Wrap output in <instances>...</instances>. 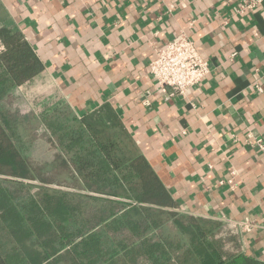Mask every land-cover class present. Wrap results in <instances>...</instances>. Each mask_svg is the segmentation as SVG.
<instances>
[{
	"label": "crops",
	"instance_id": "obj_1",
	"mask_svg": "<svg viewBox=\"0 0 264 264\" xmlns=\"http://www.w3.org/2000/svg\"><path fill=\"white\" fill-rule=\"evenodd\" d=\"M244 1L258 0H0V28L20 32L44 66L8 96L93 115L119 157L147 160L183 213L221 229L254 221L220 251L264 264V147L249 141L264 140V0L238 14ZM182 34L211 71L165 100L148 65Z\"/></svg>",
	"mask_w": 264,
	"mask_h": 264
},
{
	"label": "trees",
	"instance_id": "obj_2",
	"mask_svg": "<svg viewBox=\"0 0 264 264\" xmlns=\"http://www.w3.org/2000/svg\"><path fill=\"white\" fill-rule=\"evenodd\" d=\"M0 40L1 98L44 66L20 32L2 27ZM48 108L41 119L66 155L56 160L95 196L48 187L42 167L0 120V177L28 189L27 182H40L0 213L10 236L0 240V264H262L244 253L225 257L215 237L221 223L183 213L147 160L119 157L93 115L78 117L65 103ZM84 198L101 202L106 214L89 211Z\"/></svg>",
	"mask_w": 264,
	"mask_h": 264
},
{
	"label": "rangeland",
	"instance_id": "obj_3",
	"mask_svg": "<svg viewBox=\"0 0 264 264\" xmlns=\"http://www.w3.org/2000/svg\"><path fill=\"white\" fill-rule=\"evenodd\" d=\"M9 94V93H8ZM8 94L0 98V120L4 124H8L6 127L8 130L16 132L17 136L21 140L19 143L24 155L29 156L35 163H39L42 167V175L49 178L52 183L47 185L51 188L61 189L79 195L95 196L93 192L86 190L84 185L77 179L76 172L73 167H65L59 165L56 160L55 151L53 150L50 140V134L52 132L46 127V124L42 121L41 113L49 106L47 101L37 102L31 100H25L22 96L11 98ZM53 105L47 110H51ZM49 131V132H48ZM0 213L5 209L10 208L13 202L20 201L23 197L29 194L36 193L37 187L40 185L39 181L27 182L32 185L30 189L21 188L19 184L11 181V178L0 177ZM83 202L88 206V210L94 213L106 214L103 204L90 199H83ZM218 229L217 233L226 234L224 229ZM230 236L226 235L219 238L217 246L221 249L222 242H226L230 239ZM123 237H125L123 235ZM122 238V237H121ZM10 236L6 229L3 227L0 220V240L3 242L9 241ZM227 250V249H226ZM139 264H147V262L139 261Z\"/></svg>",
	"mask_w": 264,
	"mask_h": 264
},
{
	"label": "built area",
	"instance_id": "obj_4",
	"mask_svg": "<svg viewBox=\"0 0 264 264\" xmlns=\"http://www.w3.org/2000/svg\"><path fill=\"white\" fill-rule=\"evenodd\" d=\"M258 1H244L237 9L238 14H246L251 11ZM2 45L0 43V52ZM149 73L154 77L165 100H170L176 96H185L188 90L199 85L209 74L210 64L200 55L195 43L182 34L178 38L169 41L165 47L156 49V57L149 62ZM257 90L262 92L261 86L257 85ZM250 140L259 147H264V140L251 137ZM235 176V172L231 173ZM233 183V178L228 180ZM222 184L224 181L221 182ZM256 223L247 218L243 221H233L227 223L224 230L226 234L217 236L224 237L227 234H237L239 231H250Z\"/></svg>",
	"mask_w": 264,
	"mask_h": 264
}]
</instances>
